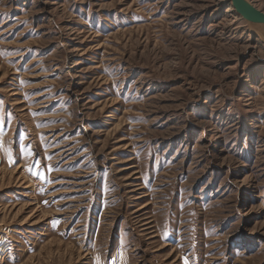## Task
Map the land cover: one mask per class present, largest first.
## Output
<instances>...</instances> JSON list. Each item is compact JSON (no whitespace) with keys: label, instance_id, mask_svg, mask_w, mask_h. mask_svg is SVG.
<instances>
[{"label":"rangeland","instance_id":"obj_1","mask_svg":"<svg viewBox=\"0 0 264 264\" xmlns=\"http://www.w3.org/2000/svg\"><path fill=\"white\" fill-rule=\"evenodd\" d=\"M231 3L0 0V264H264V24Z\"/></svg>","mask_w":264,"mask_h":264},{"label":"water","instance_id":"obj_2","mask_svg":"<svg viewBox=\"0 0 264 264\" xmlns=\"http://www.w3.org/2000/svg\"><path fill=\"white\" fill-rule=\"evenodd\" d=\"M238 15L245 21L264 24V12L253 6L248 0H230Z\"/></svg>","mask_w":264,"mask_h":264},{"label":"bare ground","instance_id":"obj_3","mask_svg":"<svg viewBox=\"0 0 264 264\" xmlns=\"http://www.w3.org/2000/svg\"><path fill=\"white\" fill-rule=\"evenodd\" d=\"M234 5H233V3H231L230 5H229V10H234Z\"/></svg>","mask_w":264,"mask_h":264}]
</instances>
